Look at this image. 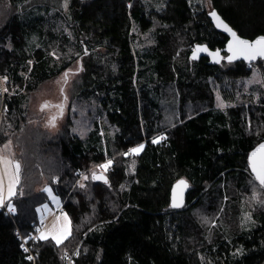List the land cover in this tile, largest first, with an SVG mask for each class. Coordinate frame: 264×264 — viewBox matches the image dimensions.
I'll list each match as a JSON object with an SVG mask.
<instances>
[{"label":"trees","instance_id":"trees-1","mask_svg":"<svg viewBox=\"0 0 264 264\" xmlns=\"http://www.w3.org/2000/svg\"><path fill=\"white\" fill-rule=\"evenodd\" d=\"M210 3L240 36L264 35V0ZM156 4L0 0V72L9 87L0 147L15 140L21 166L14 213L0 208V264H67L64 255L74 253L73 264H264V187L248 160L264 140V95L249 100L230 89L225 99L241 104L215 109L210 80L235 82L248 76L247 65L192 60L195 44L222 49L228 37L198 2ZM79 59L75 95L97 100L111 134L99 121L85 137L73 121L57 133L29 121V95ZM165 102L182 108L171 124ZM192 103L187 116L184 105ZM108 159L106 180L80 182ZM180 180L189 185L187 200L173 207ZM46 185L61 197L71 233L59 244L37 235L30 241L36 260H27L19 232H38ZM203 206L215 217L224 209L217 227L202 222ZM244 206L252 208L249 223Z\"/></svg>","mask_w":264,"mask_h":264},{"label":"rangeland","instance_id":"rangeland-1","mask_svg":"<svg viewBox=\"0 0 264 264\" xmlns=\"http://www.w3.org/2000/svg\"><path fill=\"white\" fill-rule=\"evenodd\" d=\"M145 4H154L157 7V0H142ZM164 1V0H162ZM191 2L200 3L207 12L212 11L213 7L210 3V0H189ZM63 5H66L67 2H62ZM194 48V47H193ZM224 63V62H223ZM83 62L79 59L69 71L61 74L59 77L52 79L50 81L42 84L39 89L29 95L28 97V112H29V121L33 125H41L42 128L47 129L51 133H57L62 129L68 121H73L75 123L73 131L81 137H85L88 132L93 128L94 122L99 121L103 126L108 127L107 130L110 134L113 131V127L110 125V122L107 118L106 111L102 110L100 104L96 99H89L88 101L80 102L78 96L75 95L74 84L79 78L80 70L82 69ZM225 65L223 68H225ZM248 69V76L241 78L235 82L231 80H226L225 83L221 81L210 80V85L212 89V98H213V107L215 109L225 110L231 106H239L241 102H229L225 98L229 94L230 89H234L236 95H247L246 99H258L264 95V68L259 66H254ZM8 85L6 79L1 76L0 72V123L2 120V114L4 111V95L8 91ZM173 93L179 96L178 90H175ZM231 93V92H230ZM235 95V94H232ZM235 98L237 96H234ZM252 97V98H250ZM239 100V99H237ZM164 105V115L169 124L171 118L179 116L181 114V106L171 107L170 102H165ZM195 104L192 103L184 105V110L186 111L187 116H191L193 113V107ZM246 105H250L247 102ZM205 107V106H204ZM141 145L134 147L133 149L140 148ZM132 149V150H133ZM142 149V148H141ZM130 152H133V151ZM141 151V150H140ZM139 151V152H140ZM135 153V152H134ZM121 154L116 155L119 157ZM17 157V146L15 140L9 139L8 142L0 147V158H6L9 160L10 166H8L7 171H5V165L0 163V208L3 207V204L14 213L15 206L12 199L18 193V186L20 182L21 166ZM111 161L108 159L106 162L92 165L88 172L81 175L80 182L92 177L97 173H107L111 164L107 169L101 167L102 165L108 164ZM112 163V161H111ZM19 164V175L18 179L15 177L14 165ZM253 184V199L258 201V195L260 196L261 191H257V183L252 182ZM256 184V186H255ZM48 199L45 203L38 207V235L42 239H52L56 242L57 239L61 240L60 243L64 242L71 233V221L69 216L63 211V202L59 195L55 194L51 186L46 185L43 187ZM245 202H249L248 199H245ZM251 204V203H250ZM249 204V205H250ZM245 212L243 215V223H249L251 214L249 210L244 206ZM224 209L221 208V214H223ZM202 222L209 228H215L218 225V217L211 216V213L207 210L206 207H201L198 211ZM66 237V238H65Z\"/></svg>","mask_w":264,"mask_h":264},{"label":"water","instance_id":"water-1","mask_svg":"<svg viewBox=\"0 0 264 264\" xmlns=\"http://www.w3.org/2000/svg\"><path fill=\"white\" fill-rule=\"evenodd\" d=\"M212 13L216 14V17L219 18V21L222 22L223 24L227 25L229 29H231V32L225 31L223 27H218L217 26V19H215L212 15ZM208 17L210 18L212 24L214 27L221 33H224L227 37L228 40L225 44V47L222 49H212L210 48L207 44H195L194 49L192 50L190 57L192 60L199 61L202 58H207L208 63L210 65H219L223 61H226L228 63H236L240 61H244L246 63H251L256 59L263 58L264 55H261L260 52L257 50L255 51L254 54L257 55L256 58H252L251 55L253 53L250 52H241L239 50L240 46L236 44V40H246L249 42V44H255V42L264 37V35L257 36L254 39H248L240 36L236 30L232 28V26L222 17L221 14L217 10H212L208 12ZM235 33L236 37L235 39L233 38L231 33ZM232 46V51H229V46ZM257 49H259V45L256 46ZM197 48L201 49H206V51H200L196 52V58L193 59V54ZM216 53H219L217 56ZM226 54V55H225ZM264 145V140L261 141L259 144H257L254 149L249 153L248 160H249V165H250V170L253 175V177L256 179V173L252 169V163L255 162L257 165V169L259 170L261 168V165L264 164V148L261 146ZM253 153H256L255 156H253ZM99 177V178H97ZM95 180L97 181H104L106 180V176L103 173H97L94 175ZM257 180V179H256ZM258 181V180H257ZM183 182V183H181ZM259 182V181H258ZM261 185V184H260ZM264 187V186H262ZM189 192V185L185 180H180L176 182L172 189H171V198H172V205L173 207H181L186 203L187 196Z\"/></svg>","mask_w":264,"mask_h":264},{"label":"snow or ice","instance_id":"snow-or-ice-1","mask_svg":"<svg viewBox=\"0 0 264 264\" xmlns=\"http://www.w3.org/2000/svg\"><path fill=\"white\" fill-rule=\"evenodd\" d=\"M212 15H213V17L215 19H217V21H218L217 26L218 27H223L225 31L231 32V29H229L227 27V25H225V24H223L222 22L219 21V18L216 17V14L215 13H212ZM231 34H232L233 38L235 39L236 34L234 32L231 33ZM236 44L238 46H240L239 50L241 52H250V53H253L254 54L255 51L258 50L261 55H264V37L258 39L255 42V44H249V42L246 41V40H238V39L236 40ZM257 45L260 46L259 49H257V47H256ZM200 51H206V49L197 48L195 50L194 54H193V59L196 58V52H200ZM229 51H232V46L231 45L229 46ZM216 55L218 56L219 53H216ZM142 147L143 146L141 145L140 148L133 149L132 151L135 152V153H138L141 150ZM261 147L264 148V145H262ZM255 155H256V153H253V156H255ZM0 163H3L5 165V171H7V168H8V166H10V163L11 162L9 160H7L6 158H0ZM110 164H111V161H109L108 164L102 165L101 167L107 169V167ZM252 169L256 173V179L259 181V183L261 184V186H264V164H262L261 165V168L258 170L256 163L253 162L252 163ZM14 170H15V177H16V179H18V175H19V164L14 165ZM97 178H99V177H97ZM105 182H107V181H105ZM181 183H183V182H181ZM45 191H49V190L46 189ZM56 242H57V244H59L61 242V240L57 239Z\"/></svg>","mask_w":264,"mask_h":264},{"label":"built area","instance_id":"built-area-1","mask_svg":"<svg viewBox=\"0 0 264 264\" xmlns=\"http://www.w3.org/2000/svg\"><path fill=\"white\" fill-rule=\"evenodd\" d=\"M2 209H5L7 214H9L10 216H12V212L7 208V206L5 205V203L3 204ZM38 235L37 233H32L30 238H25L20 232H19V237L21 239L22 242V247L24 252L26 253V259L27 260H32L35 261L36 260V256L34 254V251L32 249V245L30 243L31 240L35 239L36 236ZM65 258L67 259V264H73V259L76 257V254H65L64 255Z\"/></svg>","mask_w":264,"mask_h":264},{"label":"flooded vegetation","instance_id":"flooded-vegetation-1","mask_svg":"<svg viewBox=\"0 0 264 264\" xmlns=\"http://www.w3.org/2000/svg\"><path fill=\"white\" fill-rule=\"evenodd\" d=\"M225 55H226V54H225ZM251 57H252V58H256L257 55H256V54H252ZM206 61H208L207 58H206ZM223 62H224V61H223ZM225 62H226V61H225ZM240 62L245 63V64L247 65V68H252V67H254V66L257 67V66H259V65H261V67L264 68V59H263V58L256 59V60H254V61L251 62V63H246V62H244V61H240ZM236 63H238V62H236Z\"/></svg>","mask_w":264,"mask_h":264}]
</instances>
